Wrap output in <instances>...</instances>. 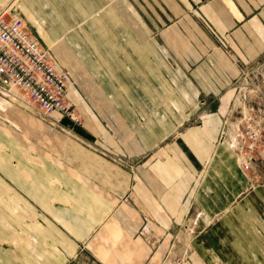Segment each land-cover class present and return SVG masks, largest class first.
<instances>
[{
	"label": "crops",
	"instance_id": "0c3cea01",
	"mask_svg": "<svg viewBox=\"0 0 264 264\" xmlns=\"http://www.w3.org/2000/svg\"><path fill=\"white\" fill-rule=\"evenodd\" d=\"M5 3L71 71L82 124L0 95V264H264L231 115L239 65L264 75V0Z\"/></svg>",
	"mask_w": 264,
	"mask_h": 264
},
{
	"label": "built area",
	"instance_id": "2783aa9c",
	"mask_svg": "<svg viewBox=\"0 0 264 264\" xmlns=\"http://www.w3.org/2000/svg\"><path fill=\"white\" fill-rule=\"evenodd\" d=\"M70 77L71 71L57 65L50 48L25 23L17 7L0 4V95L43 120L58 112L81 126L66 97ZM243 165L248 168L247 161Z\"/></svg>",
	"mask_w": 264,
	"mask_h": 264
},
{
	"label": "rangeland",
	"instance_id": "374dc122",
	"mask_svg": "<svg viewBox=\"0 0 264 264\" xmlns=\"http://www.w3.org/2000/svg\"><path fill=\"white\" fill-rule=\"evenodd\" d=\"M45 45V44H44ZM48 46V45H46ZM50 48V46H48ZM51 50V48H50ZM52 52V51H51ZM59 66L61 65L57 62ZM242 69L241 74L234 81L235 92L232 98L233 121L237 123V129L243 136L240 139V146L236 150L241 154L240 161L243 170L249 171L251 175L264 181V164L261 161V149H264V75L263 67L259 64L251 66L239 65ZM65 67V66H63ZM67 68V67H66ZM25 110V109H24ZM68 131L67 129H63ZM112 150V149H111ZM113 151V150H112ZM107 153V151H103ZM117 155V161L120 160L131 168L129 164V156L124 155L114 149ZM239 161V162H240ZM248 162V168L245 169L243 162ZM1 197H6L1 194ZM17 198V201L21 200ZM33 207L29 215H19L23 222L32 220L35 213L40 211ZM177 256L176 253H171Z\"/></svg>",
	"mask_w": 264,
	"mask_h": 264
}]
</instances>
